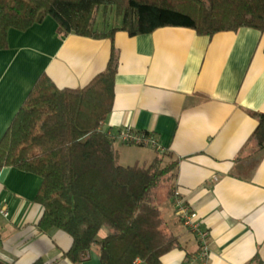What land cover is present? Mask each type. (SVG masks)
<instances>
[{"label": "crops", "instance_id": "obj_1", "mask_svg": "<svg viewBox=\"0 0 264 264\" xmlns=\"http://www.w3.org/2000/svg\"><path fill=\"white\" fill-rule=\"evenodd\" d=\"M56 28L46 16L24 31L8 30L0 50V140L42 73L58 88H82L105 69L114 47L113 108L101 130L151 132L160 146L115 139L120 164L149 162L156 152L172 156L175 189L208 231L209 255L197 264H264V148L252 152L251 143L254 113L264 114V32L199 35L168 26L135 36L118 30L110 40L62 36ZM40 184L35 174L0 169V204L8 210L0 216V264H71L64 256L71 237L37 228ZM159 208L179 243L160 264H183L196 254L197 239L171 200ZM82 264H100L97 250Z\"/></svg>", "mask_w": 264, "mask_h": 264}, {"label": "trees", "instance_id": "obj_2", "mask_svg": "<svg viewBox=\"0 0 264 264\" xmlns=\"http://www.w3.org/2000/svg\"><path fill=\"white\" fill-rule=\"evenodd\" d=\"M111 11L119 26L98 30L99 13ZM46 16L55 20L59 35L110 40L118 30L135 36L168 26L199 35L243 27L264 32V0H0V50L7 48L10 28L24 31ZM117 65L112 47L105 69L79 89L58 88L42 73L0 140V169L41 178L34 198L43 210L37 228L71 237L64 254L71 264H82L94 249L100 264H160L163 254L179 246L155 193L166 180L164 199L173 200L172 156L156 152L149 162L122 165L114 140L101 130L113 108ZM254 115L252 152L264 148V114ZM49 141L56 145L46 148Z\"/></svg>", "mask_w": 264, "mask_h": 264}, {"label": "built area", "instance_id": "obj_3", "mask_svg": "<svg viewBox=\"0 0 264 264\" xmlns=\"http://www.w3.org/2000/svg\"><path fill=\"white\" fill-rule=\"evenodd\" d=\"M110 135V134H109ZM113 140L119 139L123 143L151 146L157 150H160V146L157 143L156 138L151 132L141 133L134 132L128 129L120 131L117 135H110ZM172 204L175 209V213L178 216L181 223L186 229L192 232L198 242V250L196 254L185 260L183 264H197L203 263L209 255V236L208 231L202 226L197 214L193 211L180 197L177 191L174 193ZM0 216L6 218L8 216V210L0 204Z\"/></svg>", "mask_w": 264, "mask_h": 264}, {"label": "rangeland", "instance_id": "obj_4", "mask_svg": "<svg viewBox=\"0 0 264 264\" xmlns=\"http://www.w3.org/2000/svg\"><path fill=\"white\" fill-rule=\"evenodd\" d=\"M97 21H98V24L96 25V28L99 27V24H101L102 22H105L106 24H108L109 27L119 26V22H120L119 19L115 17L113 11L108 12L107 15H102V13H99ZM55 145L56 143L54 141H49L46 145V148H50ZM35 152H41V149H36ZM167 186H168V182L166 180H163L159 184L158 188L155 190V193L160 200L164 199Z\"/></svg>", "mask_w": 264, "mask_h": 264}]
</instances>
